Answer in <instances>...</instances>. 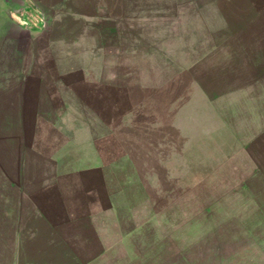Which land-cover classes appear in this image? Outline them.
I'll use <instances>...</instances> for the list:
<instances>
[{
  "label": "rangeland",
  "instance_id": "rangeland-1",
  "mask_svg": "<svg viewBox=\"0 0 264 264\" xmlns=\"http://www.w3.org/2000/svg\"><path fill=\"white\" fill-rule=\"evenodd\" d=\"M185 1L87 3L48 53L52 8L0 0V264H263L264 16L198 44Z\"/></svg>",
  "mask_w": 264,
  "mask_h": 264
},
{
  "label": "crops",
  "instance_id": "crops-1",
  "mask_svg": "<svg viewBox=\"0 0 264 264\" xmlns=\"http://www.w3.org/2000/svg\"><path fill=\"white\" fill-rule=\"evenodd\" d=\"M34 1L43 7L44 11L52 8L53 18L50 19L52 24L49 26L48 23V30L44 33L35 35L30 33L25 36L32 40L30 48L38 49L40 46L48 53H57L60 47L68 46L73 53L83 48V43L89 37L90 20L85 15L86 5L90 3L88 0ZM91 3L89 5L92 7H100L104 5V0H91ZM122 3H119V0H112L113 13L119 10ZM174 11L181 22L180 36L184 39L191 38L199 44L202 37L213 39L220 36L230 38L243 35L247 27L262 21L264 0H241L235 1L234 4L229 0H189L177 4ZM3 35L9 37L10 32H3ZM257 262L264 264V258L257 259Z\"/></svg>",
  "mask_w": 264,
  "mask_h": 264
},
{
  "label": "built area",
  "instance_id": "built-area-1",
  "mask_svg": "<svg viewBox=\"0 0 264 264\" xmlns=\"http://www.w3.org/2000/svg\"><path fill=\"white\" fill-rule=\"evenodd\" d=\"M25 14L27 15L25 19H21L18 16L14 18L18 25L34 29H39L45 25L44 18L41 16V14H39V12H37L35 8H29Z\"/></svg>",
  "mask_w": 264,
  "mask_h": 264
}]
</instances>
